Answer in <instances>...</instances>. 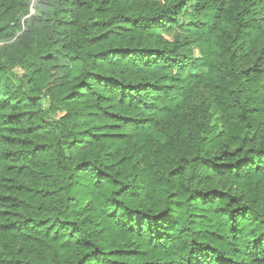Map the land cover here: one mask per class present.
<instances>
[{
    "label": "trees",
    "instance_id": "obj_1",
    "mask_svg": "<svg viewBox=\"0 0 264 264\" xmlns=\"http://www.w3.org/2000/svg\"><path fill=\"white\" fill-rule=\"evenodd\" d=\"M0 264H264V0H0Z\"/></svg>",
    "mask_w": 264,
    "mask_h": 264
},
{
    "label": "rangeland",
    "instance_id": "obj_2",
    "mask_svg": "<svg viewBox=\"0 0 264 264\" xmlns=\"http://www.w3.org/2000/svg\"><path fill=\"white\" fill-rule=\"evenodd\" d=\"M32 13H34V9H33V8H31V14H32ZM175 32H176V31H175V29H174V32H172V34H175ZM18 74H19V75H22V72L18 71ZM45 104H46V102H45Z\"/></svg>",
    "mask_w": 264,
    "mask_h": 264
}]
</instances>
